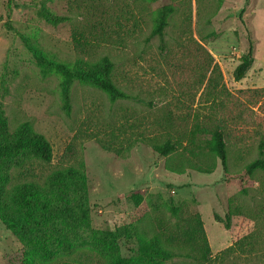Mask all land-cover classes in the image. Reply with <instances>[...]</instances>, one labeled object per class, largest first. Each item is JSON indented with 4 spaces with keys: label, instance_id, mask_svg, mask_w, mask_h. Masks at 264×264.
Segmentation results:
<instances>
[{
    "label": "rangeland",
    "instance_id": "374dc122",
    "mask_svg": "<svg viewBox=\"0 0 264 264\" xmlns=\"http://www.w3.org/2000/svg\"><path fill=\"white\" fill-rule=\"evenodd\" d=\"M162 6L173 12L160 39L150 33ZM43 10L66 20L52 25ZM74 33L86 45L75 47ZM23 38L47 60L107 57L128 98L112 102L74 82L65 109L59 76ZM250 45L252 63L236 81L233 71ZM0 105L10 131L27 122L51 146L50 163L34 166L35 180L84 164L89 222L68 234L73 248L58 263L106 264L102 232L136 224L150 239L159 223L175 232L198 213L207 260L194 254L161 264H264V172H245L264 138V0H0ZM216 128L226 169L206 148ZM147 137L177 147L163 157ZM69 144L73 153L63 156ZM233 207L242 214L225 229L215 217ZM246 235L244 250L225 251ZM138 249L135 238H121L110 253L136 261ZM26 250L0 222V264H26Z\"/></svg>",
    "mask_w": 264,
    "mask_h": 264
},
{
    "label": "trees",
    "instance_id": "16d2710c",
    "mask_svg": "<svg viewBox=\"0 0 264 264\" xmlns=\"http://www.w3.org/2000/svg\"><path fill=\"white\" fill-rule=\"evenodd\" d=\"M173 12L171 6H162L156 12L151 36H163L167 18ZM50 24L56 25L66 20L48 10L40 12ZM75 47L86 45V40L73 35ZM23 42L33 52L38 63L48 67L59 76L60 94L65 109L70 105L71 87L74 82L99 89L110 101L127 99L128 95L120 90L112 79V62L107 57L98 60L77 58L72 63H61L47 60L40 50L34 48L25 38ZM252 46L239 59L233 71L236 81L243 78L252 63ZM200 131L198 127L192 131L193 137ZM150 146L160 156H167L176 149V143L169 138L158 141L155 137H147ZM207 151L220 160L224 169L227 167V154L223 133L219 128L211 131V138L206 144ZM72 155V147H66ZM52 150L47 139L33 130L32 126L23 122L9 130L7 118L0 105V222L17 236L27 247L26 264H60L61 253L71 251L73 246L68 240L71 231L81 229L89 222V206L87 203L86 177L84 164L61 166L51 170L40 182L35 180V165L49 164ZM74 158H77L75 156ZM15 170V175H12ZM256 170L264 172V138L257 146V157L245 166L246 174ZM209 172L208 169L201 170ZM176 216V208H169ZM239 207H233L224 218L215 217L225 229L230 228L231 217L241 215ZM160 232L147 239L136 224L115 228L102 232L98 241L102 244V255L106 264H161L174 257L194 256L195 260L204 262L210 254L207 237L200 215L195 213L174 231H167L161 223ZM135 238L139 244L136 261L116 258L110 249L121 238ZM250 235L235 241L225 249L226 252L244 250L249 245ZM191 251L193 253H186ZM61 264H80L76 262Z\"/></svg>",
    "mask_w": 264,
    "mask_h": 264
}]
</instances>
